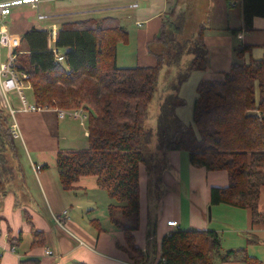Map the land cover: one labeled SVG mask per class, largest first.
Returning <instances> with one entry per match:
<instances>
[{
	"label": "trees",
	"instance_id": "16d2710c",
	"mask_svg": "<svg viewBox=\"0 0 264 264\" xmlns=\"http://www.w3.org/2000/svg\"><path fill=\"white\" fill-rule=\"evenodd\" d=\"M227 2L230 4V0ZM240 9L243 28L250 30L254 17H264V0H241ZM206 29L200 24L196 37L184 48L193 57L186 72L170 85L175 93L161 103L157 151H184L194 165L226 170L228 184L210 188V203L248 208L253 222H264V213L258 211L260 188L264 185V51L260 57L245 60L243 57L252 45L234 48L236 58L221 78L198 81L191 123L184 124L175 113V107L183 103L178 96L181 81L188 78L190 71L205 70L207 66ZM226 29L234 35L241 30ZM174 32L170 26L164 27L152 36L149 44H166L167 37ZM47 35L46 29L33 25L21 33L25 51L16 55V67L28 72L37 105L86 111L88 146L60 148L56 153L60 186L69 190L80 177L95 176L98 188L112 200L109 211H119L130 218V223L118 221L110 214L112 222L124 233L130 258L137 264H153L157 257L156 218L148 219L144 250L135 245L132 231L138 224V166L140 162L149 166L151 159L146 158L143 146L151 134L145 121L160 70L168 58L165 52L150 50L155 58L153 65L118 66L117 45L128 42V32L111 16L62 21L54 45L62 51L64 63L55 59ZM9 122L7 111L0 108V190L13 175L14 159L18 156ZM25 218L32 246L42 244V232L28 216ZM8 240L13 243L16 239ZM220 245L215 230L174 229L163 235L156 264H217L216 259L225 261L233 257L243 264H261L243 247L220 254Z\"/></svg>",
	"mask_w": 264,
	"mask_h": 264
},
{
	"label": "crops",
	"instance_id": "0c3cea01",
	"mask_svg": "<svg viewBox=\"0 0 264 264\" xmlns=\"http://www.w3.org/2000/svg\"><path fill=\"white\" fill-rule=\"evenodd\" d=\"M180 1L184 4L180 5ZM230 1L233 4H228L227 0H91L85 4L86 9L67 5L50 15L44 13L41 19H59V26L65 20L115 17L127 30L128 42L133 40L136 66H148L155 63L149 47L152 36L167 25L181 29V11L189 5L195 15L207 19L200 24L207 26L204 43L208 63L205 70L194 73H199L197 80L212 79L221 78L222 72L228 70L236 58L234 48L237 46L252 45L251 51L243 57L245 60L260 57L264 51V17H254L252 29L245 30L241 0ZM237 2L239 9L234 10ZM78 13L86 16L71 19ZM18 14L13 13L11 17L20 16ZM227 27L241 30L234 35ZM67 116L59 118L53 110L15 115L20 132L15 144L17 151L20 147L22 152L14 159L13 175L0 190V264H137L130 258L123 231L112 222L110 214L118 221L130 223V218L123 217L119 211H109L112 200L98 188L96 177L82 176L69 190L60 186L55 162L58 149L88 146L81 144L87 138L86 121ZM76 124L82 139L75 131ZM73 144L82 148L71 146ZM145 154L151 159L149 166L146 162L138 166V224L132 234L135 245L144 250L148 219L156 218L157 257L153 264L159 259L163 235L174 229L215 230L221 240L220 254L243 247L247 254L264 264V222H253L248 208L210 203V188L228 184L226 170H207L194 165L187 153L180 150L160 154L157 141L146 148ZM42 164L47 166L42 168ZM258 211L264 213V185L260 188ZM25 216L42 232V244L32 246ZM169 220L176 221V225H168ZM10 237L16 240L11 243ZM217 264L243 263L233 257L225 261L218 259Z\"/></svg>",
	"mask_w": 264,
	"mask_h": 264
},
{
	"label": "rangeland",
	"instance_id": "374dc122",
	"mask_svg": "<svg viewBox=\"0 0 264 264\" xmlns=\"http://www.w3.org/2000/svg\"><path fill=\"white\" fill-rule=\"evenodd\" d=\"M91 0H63V2L57 1H50L47 4H41L39 6V11L41 13H47L51 14L56 9H65V7L68 5L70 8H77V9H86V5ZM57 3V4H56ZM135 4V3H134ZM184 1H180V5H183ZM187 4V2H186ZM189 6V5H188ZM188 6H185V10L183 12L181 11V19H183V25L181 29L171 28L172 31H175L173 33V36L169 35L167 37V43H155L151 42L149 44V47L154 52H165V55L168 59H166V63L160 70L159 80L158 84L156 85L155 93L152 98V101L148 108V116L145 121V127L147 130L150 131V137L148 138V143L146 142L143 144L146 148L149 147V145L154 144L157 141V122H158V115L160 112V106L163 102V99L166 96H170L172 93H175V91H172L170 89V85L172 83H175L177 80V77L179 74H182L186 72L187 65L193 55L191 53H188L186 49L187 44H190L196 37L197 31H198V25L203 21L207 20L206 16L204 18L198 15H195L194 12H192ZM233 7V6H231ZM234 10L239 9V4L235 5L233 8ZM14 13L20 15L16 17V15L10 17L7 20V23L10 25V28L17 32L15 34L20 36V42L14 46L13 51H17L18 53H22L25 50L24 45L21 43V33L24 29L30 26L32 24L35 27H38L40 29L44 28L49 30V28L55 27L58 28V22L59 19H54L53 17L45 18V19H38L37 18V11L35 8H31L29 5L20 6L19 8L14 9ZM187 13V14H186ZM187 16H184V15ZM85 13H78L74 14L71 19L77 20L79 18L85 17ZM175 21V20H174ZM185 22V23H184ZM55 25V26H54ZM169 27V25H167ZM179 51V52H178ZM249 58H247L248 60ZM118 65L120 66H136L138 65V62L136 60L135 56V47L133 40L129 41L127 43H120L118 44ZM195 70L190 71L189 76L187 79H184L181 81V85L178 88V96H180L183 99V103L176 106L175 113L179 118L182 120V122L186 125L190 124L192 121V103L193 99L196 96V89L198 85L197 75L199 73ZM28 101L33 100L32 90H26L25 91ZM170 94V95H169ZM179 97V98H180ZM86 113V112H85ZM84 113V114H85ZM68 117V116H67ZM75 131L78 135H80L81 139V132H79V125L76 124ZM83 143L81 144L83 146L88 144V139H83ZM146 144V145H145ZM81 145V146H82ZM73 147L82 148L81 146H75L74 144L71 145ZM144 150V149H143ZM20 151L22 152L21 148L18 149V154L20 155ZM18 169V168H17ZM215 263H217V259L215 260Z\"/></svg>",
	"mask_w": 264,
	"mask_h": 264
},
{
	"label": "built area",
	"instance_id": "2783aa9c",
	"mask_svg": "<svg viewBox=\"0 0 264 264\" xmlns=\"http://www.w3.org/2000/svg\"><path fill=\"white\" fill-rule=\"evenodd\" d=\"M48 1L52 0H0V108L6 110L9 116L21 110H35L38 112L53 110L59 118L68 115L85 121L87 116L86 113L81 112V108L64 109L39 106L34 100L28 101L25 91L32 90L29 74L16 67V53L13 49L20 42V36L10 30L7 25V19L11 16L14 9L24 5L35 8L39 19L44 18L45 15L39 11V6L41 3ZM229 3L233 4L231 1ZM56 33L57 29L55 27L48 30V46L55 53L57 59L61 60L62 56L59 55L54 45ZM9 118L8 129L11 136L15 139L20 138L16 122L11 117ZM56 221L59 222L58 218H56ZM167 224L175 226L176 221L169 220Z\"/></svg>",
	"mask_w": 264,
	"mask_h": 264
},
{
	"label": "bare ground",
	"instance_id": "6f19581e",
	"mask_svg": "<svg viewBox=\"0 0 264 264\" xmlns=\"http://www.w3.org/2000/svg\"><path fill=\"white\" fill-rule=\"evenodd\" d=\"M14 13V12H13ZM12 13V14H13ZM11 14V15H12ZM11 17V16H10ZM9 17V18H10ZM8 18V19H9ZM7 19V20H8ZM7 25L10 27V25L7 23ZM49 47V46H48ZM57 50H58V52H59V55H61L62 56V59L61 60H59V59H57V57H56V55H55V53L53 52V54H54V56H55V59L58 61V62H60V63H64L65 61V59H64V55H63V53H62V51H60L58 48H56ZM50 50H51V48H50ZM15 53H16V55L17 54H22V53H24V52H22V53H18L17 51H15ZM18 112H38V111H35V110H21V111H17L15 114H13V115H11V116H9V117H11L15 122H16V118H15V115L18 113ZM81 112L82 113H85V110L84 109H81ZM16 124H17V122H16ZM133 263V262H132Z\"/></svg>",
	"mask_w": 264,
	"mask_h": 264
},
{
	"label": "clouds",
	"instance_id": "9594fccd",
	"mask_svg": "<svg viewBox=\"0 0 264 264\" xmlns=\"http://www.w3.org/2000/svg\"><path fill=\"white\" fill-rule=\"evenodd\" d=\"M86 121V120H85Z\"/></svg>",
	"mask_w": 264,
	"mask_h": 264
}]
</instances>
